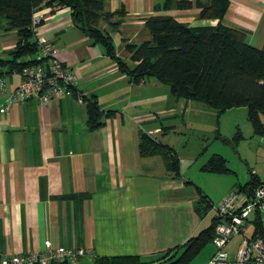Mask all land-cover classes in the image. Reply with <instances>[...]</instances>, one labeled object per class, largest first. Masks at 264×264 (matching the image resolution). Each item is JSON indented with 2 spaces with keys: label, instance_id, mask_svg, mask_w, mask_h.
Instances as JSON below:
<instances>
[{
  "label": "crops",
  "instance_id": "0c3cea01",
  "mask_svg": "<svg viewBox=\"0 0 264 264\" xmlns=\"http://www.w3.org/2000/svg\"><path fill=\"white\" fill-rule=\"evenodd\" d=\"M164 1L105 0L104 11L123 8L125 16L116 32H110L105 22H100L99 28L111 35L116 55L131 67L134 64L126 45L150 39L146 18L171 16L190 27L218 23L217 19L198 18L197 4L209 0H178L191 2L193 7L188 10H154ZM34 16L41 23L39 34L59 47V58L76 76V91L84 100L79 102L72 93L45 106L29 99L0 115V261L43 251L46 240L53 248L90 249L93 255L78 261L83 264H92L98 257L138 256L150 264L176 259L181 251L167 256L166 252L213 226L215 213L207 205L222 201L231 191L245 193L248 187L240 186L250 175L245 183L226 177L236 173L224 156L211 153L204 143L197 156L181 155L168 136L173 131L171 121L167 126L164 122L181 114L185 127L184 117L199 107L193 108L189 100H176L169 87L154 78L131 83L102 46L91 45L73 26L69 8L54 13L43 8ZM222 24L244 31L248 45L262 48L264 0H229ZM6 28L7 21L0 16L1 61L11 60L9 53L18 41L17 32ZM0 70L6 82L5 89H0L1 104L18 86L21 75L5 66ZM89 100L103 112V125L95 131L87 127ZM232 109L245 111L247 120L245 107ZM107 112L114 115L106 118ZM222 114L217 113V124ZM189 129L193 130L191 126ZM196 130L201 136L215 133V140L226 143L214 125ZM142 132L177 152L178 174L167 171L160 156L140 157ZM212 155L222 156L230 172L202 171ZM249 171L264 184L259 166ZM257 217L264 226V210L252 212L242 235L227 243L225 251L230 260L236 258L243 239H255ZM208 245L212 243L188 264H210L215 251L203 253Z\"/></svg>",
  "mask_w": 264,
  "mask_h": 264
},
{
  "label": "trees",
  "instance_id": "16d2710c",
  "mask_svg": "<svg viewBox=\"0 0 264 264\" xmlns=\"http://www.w3.org/2000/svg\"><path fill=\"white\" fill-rule=\"evenodd\" d=\"M104 2L105 0H0V16L7 21L6 29L15 30L18 36L15 49L9 53L11 60H0V67L5 66L12 72L21 71L24 66L36 63L34 60L24 61L37 53L30 29L34 14L43 8H50L51 13L69 8L73 26L90 40L91 45L102 46L106 55L116 63L118 71L125 74L131 83L139 84L145 79L154 78L158 83L168 86L170 94L176 100L200 102L216 110L219 115L232 108L245 107L253 136L264 138V45L260 49L252 47L245 42L244 31L222 24L229 0H209L206 4H197L200 9L198 18L217 19L215 26L190 27L171 16L146 18L144 25L149 31L150 39L140 44L126 45L133 67L116 55L111 35L99 28V23L105 22L110 32H116L125 16V10L104 11ZM192 7V3L188 1L165 0L154 10H188ZM113 115V112L104 114L106 118ZM102 118L103 112L95 102L89 100L88 130L95 131L102 127ZM233 139H242L239 130ZM138 152L142 158L160 156L167 171L179 173L177 152L159 139L140 133ZM201 170L213 174L230 172L226 160L220 155H212ZM249 175V181L240 186V189H252L262 184L252 171H249ZM217 221L216 218L211 228L202 231L183 246L166 252L167 256L173 251H181L176 259L172 257L159 264H188L206 244L212 242ZM253 237L264 240V226L260 217L254 221ZM51 264L71 263L63 261ZM92 264L150 263H144L138 256H118L98 257Z\"/></svg>",
  "mask_w": 264,
  "mask_h": 264
},
{
  "label": "built area",
  "instance_id": "2783aa9c",
  "mask_svg": "<svg viewBox=\"0 0 264 264\" xmlns=\"http://www.w3.org/2000/svg\"><path fill=\"white\" fill-rule=\"evenodd\" d=\"M40 21L33 16L30 29L37 46V53L32 58L36 63L24 66L21 71V81L4 98L0 104V115L18 103L29 99H37L43 106L52 100L75 94L79 102L83 94L76 91L77 79L74 73L63 64L59 58V47L39 34ZM0 70V89L6 86ZM218 221L214 227L212 245L215 254L210 264H264V240L243 239L236 258L230 260L225 251L227 243L236 236H241L248 224L249 215L255 211L264 210V184L244 192L231 191L216 205L211 204ZM90 249L53 248L50 240L44 241V250L25 255H12L1 259L0 264H51L52 262L68 261L77 264L85 256H92Z\"/></svg>",
  "mask_w": 264,
  "mask_h": 264
},
{
  "label": "rangeland",
  "instance_id": "374dc122",
  "mask_svg": "<svg viewBox=\"0 0 264 264\" xmlns=\"http://www.w3.org/2000/svg\"><path fill=\"white\" fill-rule=\"evenodd\" d=\"M191 102L193 108H199L192 109L184 117L185 127L181 114L164 122V125L167 126L171 121L173 131L169 132L168 136L181 155L194 154L197 156L200 154L204 143L211 153H220L227 159L228 167L236 173V175H226L228 178H237L240 183H245L249 176V169L255 168L256 165L259 166V171L264 172V141L260 137L250 136L251 125L246 120L245 111L227 110L218 119L217 124L216 110L208 108L200 102ZM188 121H191V123ZM209 125H214L215 130L217 127L218 131L220 129V134L226 137H224L226 143L215 140V133L210 136L208 134L201 136V132L196 130L198 127L207 128ZM189 126L193 130L189 129ZM238 130H240L244 138L236 141L234 147L235 141H233L232 136ZM213 202V205L217 204V202ZM207 251L213 252L215 248L212 245H208L203 253Z\"/></svg>",
  "mask_w": 264,
  "mask_h": 264
}]
</instances>
